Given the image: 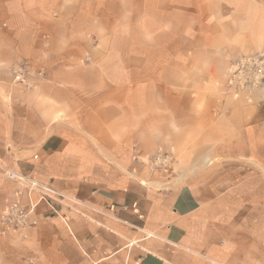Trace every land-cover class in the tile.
<instances>
[{
    "label": "crops",
    "instance_id": "crops-1",
    "mask_svg": "<svg viewBox=\"0 0 264 264\" xmlns=\"http://www.w3.org/2000/svg\"><path fill=\"white\" fill-rule=\"evenodd\" d=\"M255 56L264 0H0V168L56 211L33 195L0 264H264V86L231 78Z\"/></svg>",
    "mask_w": 264,
    "mask_h": 264
},
{
    "label": "built area",
    "instance_id": "built-area-1",
    "mask_svg": "<svg viewBox=\"0 0 264 264\" xmlns=\"http://www.w3.org/2000/svg\"><path fill=\"white\" fill-rule=\"evenodd\" d=\"M24 66H18L13 70V79L15 82L24 83L26 76ZM233 83L240 86H264V56H255L251 58L243 57L237 61L231 71ZM165 157H156L153 163L162 166L166 162ZM0 172L3 170L0 168ZM5 176L17 182L23 191H26L27 205H9L0 211V229H13L23 231L36 225L33 219L37 202L34 201L33 195H38V202H44L56 213L53 205L54 192L47 186L41 185L26 177L18 176L12 172H3Z\"/></svg>",
    "mask_w": 264,
    "mask_h": 264
},
{
    "label": "rangeland",
    "instance_id": "rangeland-1",
    "mask_svg": "<svg viewBox=\"0 0 264 264\" xmlns=\"http://www.w3.org/2000/svg\"><path fill=\"white\" fill-rule=\"evenodd\" d=\"M255 87H259V86H255ZM261 88L263 87V86H260Z\"/></svg>",
    "mask_w": 264,
    "mask_h": 264
}]
</instances>
